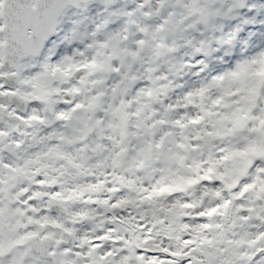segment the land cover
Masks as SVG:
<instances>
[{
    "label": "snow or ice",
    "instance_id": "6c2138e0",
    "mask_svg": "<svg viewBox=\"0 0 264 264\" xmlns=\"http://www.w3.org/2000/svg\"><path fill=\"white\" fill-rule=\"evenodd\" d=\"M0 264H264V0H0Z\"/></svg>",
    "mask_w": 264,
    "mask_h": 264
}]
</instances>
